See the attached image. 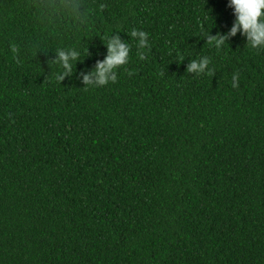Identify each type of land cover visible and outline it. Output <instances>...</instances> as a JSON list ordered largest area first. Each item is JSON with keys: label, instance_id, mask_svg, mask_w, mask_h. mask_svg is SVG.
I'll return each mask as SVG.
<instances>
[{"label": "trees", "instance_id": "1", "mask_svg": "<svg viewBox=\"0 0 264 264\" xmlns=\"http://www.w3.org/2000/svg\"><path fill=\"white\" fill-rule=\"evenodd\" d=\"M234 21L229 0H0V264H264V48L204 39ZM112 35L128 63L86 87ZM59 50L80 53L62 82Z\"/></svg>", "mask_w": 264, "mask_h": 264}, {"label": "clouds", "instance_id": "2", "mask_svg": "<svg viewBox=\"0 0 264 264\" xmlns=\"http://www.w3.org/2000/svg\"><path fill=\"white\" fill-rule=\"evenodd\" d=\"M229 7L233 9L235 21L229 33H220L215 36H205L207 44H212L220 49L230 37L241 34L247 40V45L253 48H264V0H229ZM131 37L137 39L140 48L148 47V34L144 31L133 30ZM107 55L102 61H98L92 72L83 76V83L87 86H104L117 79L116 71L120 66L128 63L130 55L129 44L123 41L119 35H112L107 43ZM57 62L63 71L57 74L59 81L73 74V66L78 63L80 53L75 50L57 51ZM144 57L141 56V59ZM188 73L207 74L211 72L209 59L204 57L199 61L193 60L187 67ZM237 79L233 76V81ZM237 85L234 83L233 87ZM84 87V88H86Z\"/></svg>", "mask_w": 264, "mask_h": 264}]
</instances>
